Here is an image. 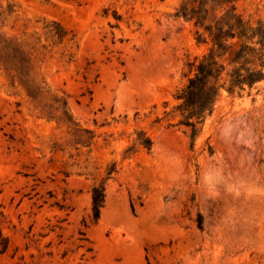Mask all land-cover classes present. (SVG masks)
<instances>
[{"label":"rangeland","instance_id":"1","mask_svg":"<svg viewBox=\"0 0 264 264\" xmlns=\"http://www.w3.org/2000/svg\"><path fill=\"white\" fill-rule=\"evenodd\" d=\"M183 1L0 0V34L48 46L33 56L43 102L65 98L76 124L48 120L0 70V264H264V81L221 91L194 142L170 126L208 48L175 17ZM235 6L264 21V0ZM50 21L69 33L53 48Z\"/></svg>","mask_w":264,"mask_h":264},{"label":"trees","instance_id":"2","mask_svg":"<svg viewBox=\"0 0 264 264\" xmlns=\"http://www.w3.org/2000/svg\"><path fill=\"white\" fill-rule=\"evenodd\" d=\"M237 0H184L176 10L175 17L191 22L197 45L207 46V52L186 64L188 78L186 84L174 95L176 104L166 114L174 125L190 130L194 142L206 120L211 117L221 91L241 94L264 81V21L255 24L246 20L236 9ZM50 48L64 42L68 31L58 22H45L43 26ZM6 37L0 34V70L4 72L10 86L20 87L26 96L40 109L48 120L75 128L65 98L49 94L43 78L35 73L34 53L48 46ZM56 113L59 115L56 117ZM136 142L146 150L151 148V140L142 132ZM83 144V142H80ZM211 153V149L209 148ZM111 172L113 170H110ZM110 174V172H108ZM103 184L91 191L92 220L97 221L104 206ZM8 248V239L0 231V255Z\"/></svg>","mask_w":264,"mask_h":264}]
</instances>
